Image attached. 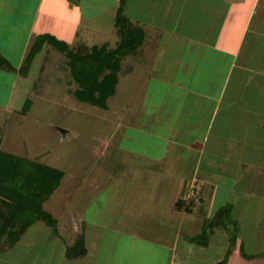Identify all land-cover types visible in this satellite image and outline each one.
Instances as JSON below:
<instances>
[{"label": "rangeland", "instance_id": "obj_1", "mask_svg": "<svg viewBox=\"0 0 264 264\" xmlns=\"http://www.w3.org/2000/svg\"><path fill=\"white\" fill-rule=\"evenodd\" d=\"M7 1L9 0H2ZM34 1L32 0L33 3ZM121 1L86 0L80 5L83 20L78 23L77 28L83 32L84 37L76 43L75 36L71 34L68 37L70 48L78 53H84L85 50L81 51V48L85 45L92 47L96 44H108L110 48H116L120 39L115 21ZM128 1L125 13L127 11L129 17L138 11L144 16L143 0ZM251 4V0H248L246 14L250 12ZM28 8L34 9L31 3ZM0 9V54L8 61L9 67L16 68V71L0 68L1 151L65 172L61 186L43 203L44 210L58 221L57 231L43 221H36L24 235H19L22 225L10 227L0 249V264H108L103 260L105 256H100L97 260L96 254L99 250L96 246L99 241L97 237H92V234L96 233L95 225L101 221L106 209L103 194L95 193V177L103 182L107 173L114 172V165L129 158L123 152L113 149L116 143L122 142L126 147L140 144L149 137L147 130L159 122L161 135L169 137L172 134L168 131L170 127L167 122L176 111L173 93L166 92L165 87L163 89L156 79H159L158 75L161 76L159 73L172 77L175 68L178 69L182 63L189 62V66L186 65L182 73L187 71L188 76H193L196 80L203 77L202 73L205 75L206 68L201 70L191 66L192 62L203 57H198L202 46L189 43L184 38L178 40V35L185 31V25L176 28V38L165 33L161 38V47L151 53L144 50V46L151 43L145 36L144 43H147H143L144 46L142 45L137 55L122 58L117 92L108 100V108L103 109L77 99L75 92L79 85L71 74L69 60L65 53L55 46L46 43L32 65L26 67L25 60L34 46H27L26 49L25 45L32 24L15 10L18 9L17 6L14 10L1 7ZM259 9L256 11L258 14L254 13V18L252 16V27L240 38L242 45L237 50L238 64L251 68V71L244 72L236 68L228 89L232 93L238 89L245 90L241 103L247 108L248 116L255 115L251 117L255 121H259V114H264V26L261 31L256 27L259 23L264 24V21H259V15L264 12V0L260 1ZM132 21L138 25L136 20ZM19 26L26 30H21L20 33L14 29H20ZM195 35H198V31L194 37ZM38 37L40 36H34L35 42ZM196 37L203 39L201 34ZM235 40L233 37L231 44L234 48L239 43V40ZM149 75L152 78H149ZM243 75L247 78L246 82ZM216 88L215 86L214 89ZM186 95L190 96L191 93L186 92ZM167 110L171 111V115L166 114ZM173 116L172 121L186 119L178 113ZM172 124L174 123L169 125ZM129 128L133 131L128 130ZM219 130L217 125L215 133L210 135V145L215 139L220 141L224 148L226 146V150L223 149L221 156L215 159L210 157L206 150L200 174L205 178L209 177L212 182L222 180L226 188L225 204L229 209L232 208L230 218L225 217L223 221L239 222L240 226H243L240 230L245 235L246 247L251 249L255 244L264 250V139L262 144L256 142V138H263L264 133L251 134L247 143L246 135L249 134H244L245 127L230 129L226 134ZM253 130L258 131L257 128ZM173 134L178 136V140H182L186 133H176L175 126ZM194 135L198 137L194 140L202 143L203 133L198 131ZM106 143L108 152L103 157L99 155L100 147ZM240 145L243 146L240 148ZM178 149L175 145L171 149L175 158ZM252 154L261 156L260 165ZM184 160H187V169L192 170L196 156H186ZM228 188L232 191L229 192ZM200 192L197 187L194 192L191 191L195 197ZM82 202L85 205L91 202L86 215L88 221H93L89 233L92 241L90 246L94 244L93 257L85 259L82 257L85 254H82L81 248L77 246V241L84 235L81 213L85 208H81L84 206ZM9 204L7 199L4 204L0 203L1 211L6 217L9 215ZM219 205H208L205 208H212L217 212ZM233 208L238 210L233 212ZM239 208H244L240 209L244 211L238 213ZM236 212L242 217L240 221ZM25 215V221L26 218L33 217L28 213ZM11 235L13 238L17 235V242L15 238L9 241ZM253 235L256 239H253ZM248 249L247 252L250 253ZM147 263L145 261L144 264Z\"/></svg>", "mask_w": 264, "mask_h": 264}, {"label": "crops", "instance_id": "obj_2", "mask_svg": "<svg viewBox=\"0 0 264 264\" xmlns=\"http://www.w3.org/2000/svg\"><path fill=\"white\" fill-rule=\"evenodd\" d=\"M260 1L251 0L250 12L247 14L248 0H143L144 16L138 11L129 17L126 11L125 14L131 21L134 19L138 22L137 25L132 21L135 25H144L141 28L146 31V40L151 43L143 46L150 53L161 47V38L165 33L176 38V28L185 25V31L178 35V40L184 38L189 43L202 46L198 57L203 55V59L199 57L191 66L201 70L206 68L207 71L197 80L188 76L187 71L183 74L189 62L182 63L178 69L174 67L172 77L159 73L161 76L158 75L159 79H156L159 85L163 89L165 87L166 92L173 93L176 108L173 115L178 113L186 119L172 121L174 116L169 117L167 126L172 133L169 137L161 135L159 122L153 125L155 128L147 130L149 137L140 144H135L136 146L126 147L122 142L116 143L113 149L123 152L129 158L114 165V172L107 173L103 182L95 177V193L103 194L106 199L104 215L99 223L96 222V233L92 234L99 241L96 246L99 250L97 260L98 257L105 256L103 260L108 264H144L145 261L149 264H220L229 252L226 264H264V250L255 244L251 249L246 247L245 235L240 230L243 226L239 222L221 220L211 224L218 211L227 206L224 201L226 188L221 179V182L217 179L213 183L209 177L205 178L200 174L206 150L214 159L221 156L223 149L226 150V146L224 148L215 139L210 145V135L215 133L217 125L224 134L230 129L245 127L244 134H249L246 135L247 143L251 134L264 133V114H259V121H255L251 118L255 115L248 116L247 108L241 103L245 90L238 89L233 93L228 91L236 68L244 72L251 71V68L238 64L237 50L242 45L240 38L252 27L253 14L257 15L256 11L260 10ZM85 2L86 0H35L34 3L32 0H0V7L14 10L17 6L18 9L15 10L32 24L25 44L27 49V46L35 44L34 36L45 34L66 43L73 34L77 43L84 37L77 27L83 20L80 5ZM30 3L34 8L32 10L28 8ZM126 4L129 5L128 0L125 7ZM259 17V21L263 22V11ZM263 26V23L256 25L260 31ZM14 29L20 33L21 30H26L22 27ZM196 31L203 39L196 37L198 35L194 37ZM233 37L239 40L238 45H235L236 49L231 44ZM148 77L152 78L151 75ZM246 80L245 77L244 82ZM213 86L217 88L214 89ZM186 92L191 95H186ZM262 95L264 96L263 92ZM170 112L166 114L171 115ZM171 123L174 124L171 126ZM175 126L176 133H186L182 140H178V136L173 134ZM255 128L258 131L253 130ZM141 130L143 132L144 128ZM198 131L204 135L202 143L194 140L198 138L194 135ZM263 139L260 136L256 138L257 144H262ZM174 145L179 148L177 158L171 152ZM107 147V143L100 147V156L107 155ZM190 155L196 156L192 170L187 169V160H184ZM252 156L256 157V162L260 165L261 156ZM195 187L201 191L196 197L191 193ZM228 191L232 190L228 188ZM82 204L85 206H81L85 208L81 213L84 230L82 237L86 250L82 257L85 259L93 257L94 244L90 246L92 241L89 238L93 221H88L86 215L91 202ZM212 204H220L217 212L212 208H205L213 206ZM240 209L244 208H239L238 213L244 211ZM236 210L238 209L233 208V212ZM238 213L237 216L240 215ZM238 218L239 221L242 219L240 216ZM232 235L236 236L234 246L231 243ZM253 239H256L255 235Z\"/></svg>", "mask_w": 264, "mask_h": 264}, {"label": "trees", "instance_id": "obj_3", "mask_svg": "<svg viewBox=\"0 0 264 264\" xmlns=\"http://www.w3.org/2000/svg\"><path fill=\"white\" fill-rule=\"evenodd\" d=\"M125 3L126 0L121 1L116 15L115 27L120 39L116 48H110L108 44H96L92 47L85 45L81 48V51L85 50L84 53H78L70 48L68 43L45 34L36 40L25 60L26 67L29 68L32 65L35 57L46 43L55 46L59 51L65 53L69 60L71 74L79 85V89L75 92L77 99L107 109L108 100L117 92L122 58L137 55L146 36L145 30L135 25L126 16ZM2 67L16 71V68L9 67L8 61L0 54V68ZM1 144L0 140V203L4 204L7 199L10 208L7 217L4 216L2 208H0V249L5 236L9 234L10 227L17 224L22 225L19 235H24L36 221H43L57 231L58 221L44 210L43 203L57 190L65 175L63 171L56 168L2 152ZM25 213L33 217L26 218L27 221H25ZM230 213H232V208L229 209L228 206L221 208L212 219L211 224L213 225V222L215 224L225 217L230 218ZM14 238L17 242V235ZM14 238L13 235L9 236V241H13ZM235 242L236 236L232 235V246L235 245ZM77 246L81 248V253L85 254L83 237L77 241ZM228 257L229 252L220 264H226Z\"/></svg>", "mask_w": 264, "mask_h": 264}]
</instances>
